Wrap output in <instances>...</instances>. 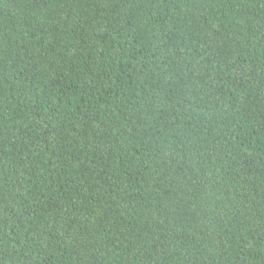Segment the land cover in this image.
Listing matches in <instances>:
<instances>
[{
    "label": "trees",
    "instance_id": "1",
    "mask_svg": "<svg viewBox=\"0 0 264 264\" xmlns=\"http://www.w3.org/2000/svg\"><path fill=\"white\" fill-rule=\"evenodd\" d=\"M0 264H264V0H0Z\"/></svg>",
    "mask_w": 264,
    "mask_h": 264
}]
</instances>
